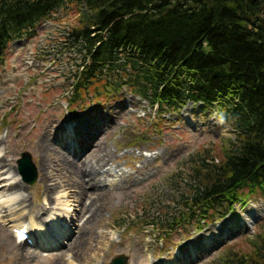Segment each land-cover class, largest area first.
I'll use <instances>...</instances> for the list:
<instances>
[{"label":"rangeland","instance_id":"374dc122","mask_svg":"<svg viewBox=\"0 0 264 264\" xmlns=\"http://www.w3.org/2000/svg\"><path fill=\"white\" fill-rule=\"evenodd\" d=\"M78 18V6L55 9L10 43L0 60V181L22 180L15 172L24 151L38 170L34 185L23 181L15 192L0 194V264H110L120 254L127 264H223L234 251L253 256L264 224L260 191L206 222L186 221L171 232L148 224L183 205L178 196L190 191L200 153L221 155L234 138L232 127L219 107L189 103L179 113L157 115V106L126 88L72 107V83L83 69L70 36ZM50 132L59 136L52 147L46 141L50 151L42 155L40 140ZM95 149L106 159L111 152L104 170L116 172L91 188L63 154L79 164ZM78 180L88 191L82 197ZM95 199L100 211L92 216ZM17 227L28 229L32 244L17 240Z\"/></svg>","mask_w":264,"mask_h":264},{"label":"trees","instance_id":"16d2710c","mask_svg":"<svg viewBox=\"0 0 264 264\" xmlns=\"http://www.w3.org/2000/svg\"><path fill=\"white\" fill-rule=\"evenodd\" d=\"M65 6H78L70 36L83 55L72 107L126 88L157 104L159 115L189 102L219 107L232 127L221 155L200 153L190 191L178 196L183 205L148 224L171 232L264 194V0H0V60ZM254 243L253 256L234 251L223 264H264V224Z\"/></svg>","mask_w":264,"mask_h":264},{"label":"bare ground","instance_id":"6f19581e","mask_svg":"<svg viewBox=\"0 0 264 264\" xmlns=\"http://www.w3.org/2000/svg\"><path fill=\"white\" fill-rule=\"evenodd\" d=\"M69 128H72V127H69ZM97 133H94V134L98 135ZM57 136H59V135L56 132H50V139H46V137H49L47 134H45L43 136V138L40 140V143H39V147H40V151H41L42 155H43V151L45 154H48V152L50 151V147H46V141H48L49 146L52 147V146H54L53 145V142H54L53 137L55 138ZM97 138H99V136H97ZM83 145H84V147H86L87 142L83 141ZM95 145H96V143H95ZM90 148H93V147H90ZM97 153H98V149H95V151L92 154H89L86 156L87 159L84 158V160H83L84 162H80L79 164H76L77 162L71 156H67V155L63 154V158L65 160L64 163L68 166H69V164H72L71 167L74 170H76V177L77 178L79 177L80 179H83V178H85L84 176H86V178H88V180H89L87 182V186H90L91 188L94 187L96 182L98 180H100L102 177H106L107 175L112 174V171L116 172L115 169L104 170L106 167V164L108 163L111 152H107L108 159H106L105 157L98 156ZM88 157H90V158H88ZM3 159H4V157L2 156L0 158V170L5 165ZM52 160L54 163L57 164L56 158H52ZM81 163H82V165H81ZM42 165L45 168H48L50 166V164L46 160L45 161L43 160ZM101 171H102V173H101ZM8 172H9V169H8ZM79 173L83 174V176L80 175ZM15 175L20 176V174L18 172H15ZM48 177H49L48 174H46L45 175L46 180L48 179ZM22 182H23V180H20L18 182L7 183L5 178L1 179V181H0V194L8 193V192H15L18 189V187H20L19 184H21ZM77 184L79 185L80 193H81V197H82L83 194L88 192V191L86 192V190H85L86 184L80 183L79 180L77 181ZM94 193L96 194V192H94ZM98 200L99 199L93 200V204L89 208V210L92 213V216L97 215L100 211L99 206H98ZM23 243L25 244L26 242H23ZM198 246L200 248H204V245L202 243H198ZM25 251H27V248L25 249ZM31 255L33 256L34 254H31Z\"/></svg>","mask_w":264,"mask_h":264},{"label":"water","instance_id":"95a60500","mask_svg":"<svg viewBox=\"0 0 264 264\" xmlns=\"http://www.w3.org/2000/svg\"><path fill=\"white\" fill-rule=\"evenodd\" d=\"M17 163L18 172L22 176L23 181L29 185L35 184V182L38 180V170L31 154L28 151H24ZM127 262L128 256L120 254L116 256L110 264H127Z\"/></svg>","mask_w":264,"mask_h":264}]
</instances>
